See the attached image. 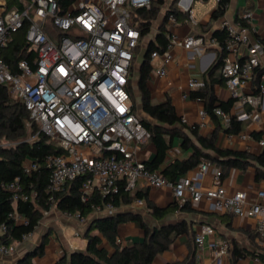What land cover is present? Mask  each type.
Segmentation results:
<instances>
[{
	"label": "built area",
	"instance_id": "obj_1",
	"mask_svg": "<svg viewBox=\"0 0 264 264\" xmlns=\"http://www.w3.org/2000/svg\"><path fill=\"white\" fill-rule=\"evenodd\" d=\"M60 1L32 0L22 11L11 8L0 15V85L23 104L30 121L62 149V153L44 158L43 164L49 170L46 188L49 201L65 184L85 177L79 189L82 202H87L94 192L103 198H112L122 186L130 193L146 186L170 189L179 206L206 201L213 210L239 218H257L264 214V190L256 193L254 202L246 192L228 193L222 185L223 171L215 164L202 161L198 165V174L210 173L213 182L212 188L203 189L186 176L170 182L161 172L147 170L144 161L137 157L150 136L135 112L128 87L134 54L142 40L132 11L149 9L151 0H73L63 9ZM177 6L196 24L187 0H178ZM253 19V11H244L232 21L223 20L220 25L224 32L222 43L215 39L205 41L202 37H179L170 30L163 52L152 51L149 64L155 75L163 78L167 75L165 64L171 60L172 49L216 48L224 53L220 75L231 98L239 106L264 109V74L259 77L258 95L246 93L255 69L262 67L264 58L261 43L251 36ZM166 21L170 29L176 25L173 14H169ZM25 25V42L34 52V58L32 64L20 60L13 70L4 61L2 52L12 35ZM58 31L70 35L57 41ZM160 60L163 63L158 66ZM203 86L197 79L187 82L188 91ZM178 89L181 98L187 99V91ZM213 114L225 127L229 126V114L220 108H215ZM199 116L203 121L208 113L201 110ZM236 118L257 122L259 113L241 112ZM258 144L264 147V139ZM21 167L25 175H31L39 164L27 158ZM2 186L12 194L13 208L19 198L27 200L19 179ZM35 196L32 191L31 197ZM133 203L137 207L142 201ZM116 212L111 204H105L102 208L93 206L92 214L113 216ZM64 214L81 219L79 215ZM8 218L15 225L27 224L26 218L14 210ZM256 230L264 236L263 219H258ZM6 231L7 226L0 224V256L13 251V247L1 242ZM214 234L211 226H200L194 237L197 250H202L206 236ZM117 242L121 244L119 239ZM212 247L213 257L223 259L227 256L229 242L214 243ZM254 260L264 264L257 258Z\"/></svg>",
	"mask_w": 264,
	"mask_h": 264
},
{
	"label": "trees",
	"instance_id": "obj_2",
	"mask_svg": "<svg viewBox=\"0 0 264 264\" xmlns=\"http://www.w3.org/2000/svg\"><path fill=\"white\" fill-rule=\"evenodd\" d=\"M26 4L32 0H23ZM73 0H61L59 2L61 9L70 4ZM168 0H151L149 9H136L132 11L135 20L138 22L140 35L147 37L151 32L153 23L160 17L163 7L165 10L161 17V23L157 25V31L148 41L145 47V53L137 71L135 89L133 83V65L130 68L129 91L134 100V94H138L141 102V111L149 120L141 118L142 125L149 132V142L155 149L152 160L144 161L147 170L159 171L170 182H174L179 176L193 169L201 161L209 160L220 165L223 170L237 168L244 171L248 166L255 168V180H264V151L260 155L253 156L244 153L230 152L215 148L213 135L202 137L197 133L196 128L188 129L190 135L195 138L197 144L191 141L190 137L184 132L186 130L180 126L181 118L176 114L169 100L161 104L153 105L150 101V94L147 88V81L152 72L149 64V56L152 51L162 53L167 43L166 36L169 30L166 25L167 16L173 14L180 19L183 13L175 7L174 0L169 5ZM206 2L207 0H201ZM230 0H217L216 7L210 15L213 21L221 19ZM9 6H15L18 11L23 9V3L20 0H7ZM26 25L14 33L7 47L3 50L4 61L13 69L20 60H26L32 64L34 52L25 42ZM214 36L222 43L224 33L217 31ZM264 53V40L259 41ZM224 60V53L219 52L213 66L209 69L207 77L209 82L196 90L190 92V98L199 100L204 104L207 113L214 118L213 110L220 108L228 111L232 102H219L215 98L212 90L214 83L222 84L224 81L220 75V68ZM134 64V63H133ZM264 74V68L259 67L254 71V78L258 80L260 75ZM134 105V102H133ZM135 109V107H134ZM241 129V121L236 117H231L230 125L225 129L226 133L238 134ZM178 136L182 140L183 149H191L192 154L188 159L175 160L170 165L161 167L165 162L167 151L171 148L172 139ZM213 152L214 155L206 153ZM62 153V149L48 136L40 131L39 126L30 121L29 114L21 102L15 101L10 96L8 90L0 85V224L7 226V231L3 235L1 242L8 246L11 242H20L24 236L29 235L37 226L43 212L55 207L62 213L69 215H79L81 219L86 218L93 212V206L102 208L105 204H111L118 209L123 206L131 205L135 200H141L145 204L148 215L156 221L163 220L166 215L173 210L185 209L188 203L179 206L177 202L168 208H159L154 205L147 197L148 192L136 191L130 193L122 186L118 194L112 198H103L98 192H94L87 202L80 199L79 189L85 177H80L65 184L62 189L52 195V201H49L50 194L46 190L49 170L44 166V158L47 155H57ZM31 159L39 164L38 170L25 175L22 171V162L25 159ZM15 179H19L22 184V191L27 200L19 198L15 207H12V194L6 191L2 185L8 184ZM35 191L36 196L31 197V192ZM26 218L27 224L14 225L8 215L12 211ZM136 220L139 222L143 231V239L140 242H128L121 245L118 240V226L122 223ZM96 231V234H92ZM184 223L175 225H148L140 215L132 212H116L113 216L96 217L90 222L89 230L86 233L87 246L84 251H75L68 256H64L56 264H153L154 259L168 251L174 239L180 234H188ZM105 242L112 252L107 250L102 242ZM42 248L26 255L17 264H33L31 258L34 255H41ZM194 255L190 256L184 262H169L165 264H192Z\"/></svg>",
	"mask_w": 264,
	"mask_h": 264
},
{
	"label": "crops",
	"instance_id": "obj_3",
	"mask_svg": "<svg viewBox=\"0 0 264 264\" xmlns=\"http://www.w3.org/2000/svg\"><path fill=\"white\" fill-rule=\"evenodd\" d=\"M20 1L23 3L22 10L26 9L30 4H26L23 0ZM177 1L178 0H174L175 7L180 10L183 15L180 19L175 17L176 25L173 29L169 28L167 21L166 25L169 31H173L174 34L179 37H202L205 41L215 39L220 42L217 37L214 36V33L217 31L223 32L220 26L223 20L232 21L241 12L253 11L254 31L251 34L252 39L257 41L264 40V2L262 0H230L224 16L219 20L213 21L210 19V15L216 7V0H214V7H212L199 22L193 18L196 24H192L188 14L176 5ZM192 3L193 0H187V4H189L193 16ZM11 8H15V6H9L7 0H0V15ZM159 23H161V20ZM153 26L151 27L152 34L150 32L147 36L148 39L146 44L157 31V26L154 28ZM218 53L219 51L216 48H208L203 51H185L177 47L172 49L170 52L171 60L165 64L167 75L163 78L158 77L155 75L154 69H152L150 73V77L147 81L150 101L153 105H156L169 100L176 114L181 118L179 125L186 128L184 132L195 144H197V142L195 138L190 135L188 130L194 127L197 133L202 137L206 138L213 135L214 146L219 150H227L253 156L260 155L264 151V147L258 144L259 140L264 139L263 108L255 109L248 105L239 106L235 103V100L231 98L224 82L222 84L214 83L212 90L215 98L223 103H227L228 101L232 102L227 112L221 109L224 113L229 114L230 117H236V115L241 112L257 111L259 113V120L257 122H252L250 120L241 121L240 132L238 134H229L225 132L227 127H225L222 121L214 114V118H211V115L208 114L202 121L199 112L201 110L206 111L204 104L199 100L190 98L191 91L187 90L188 80L197 79L202 81L204 85L209 82L207 73L213 66ZM162 63L163 62L160 60L157 62V65L160 66ZM262 68H264V58L262 59ZM259 82L260 78L258 80L253 78L252 83L247 85L246 93L258 95ZM178 87L187 91V99L181 98V92ZM135 112L140 118L143 117L148 119L143 115L142 111L140 112L135 109ZM241 135H245L246 138L241 139ZM206 153L214 155L213 152L209 150L206 151ZM140 154L142 156V158L140 157L142 161H150L154 157L155 149L149 140L141 146ZM191 154V149H183L181 138L174 136L171 148L167 151L165 162L160 170L170 165L175 160L188 159ZM204 161L215 164L222 169V185L226 188L228 193L237 191L246 192L250 201L254 202L256 193L259 190H264V180H255L254 166H248L244 171L237 168L223 170L220 165L214 162L209 160ZM199 164L182 176L188 177L203 189L212 188L213 182L210 173L203 176L198 174ZM139 190H146L148 192L147 198L159 208H168L174 203L172 191L168 188L152 189L142 186ZM117 212H132L138 214L151 227L168 224L175 225L177 223L185 224L189 233L178 235L171 244L170 249L158 255L154 259L153 264H165L169 262L181 263L192 255H194L192 264H259L254 260L255 258L259 259L261 263H264V236L258 234L256 230L257 221L258 219L264 220V214L257 218H239L224 214L221 211L213 210L206 201L188 204L185 209L173 210L161 221L151 219L143 202L141 206L137 207L134 206V203L129 206H123L118 208ZM106 216V214L99 216L90 214L84 219H79L76 217H69L55 207H51L48 211L43 212L33 232L20 242L13 241L8 245L13 247V251L9 255L0 256V262L2 264H17L26 255L42 248L41 255H34L31 258V262L33 264H56L57 261L64 256H68L72 252L84 251L87 246L86 233L90 226V222L96 217ZM202 225L211 226L215 230V234L206 236L204 238L202 250L198 251L194 242V237ZM117 233L121 245H125L128 242H140L143 239V231L139 222L136 220L120 224ZM92 234H96V231H93ZM222 241L229 242V250L225 258L217 260L213 257L214 250L212 245ZM102 245L112 252V249L104 241Z\"/></svg>",
	"mask_w": 264,
	"mask_h": 264
},
{
	"label": "rangeland",
	"instance_id": "obj_4",
	"mask_svg": "<svg viewBox=\"0 0 264 264\" xmlns=\"http://www.w3.org/2000/svg\"><path fill=\"white\" fill-rule=\"evenodd\" d=\"M171 0H168L166 2L167 5H169ZM177 5V4H176ZM214 0H208L206 2H201V1H198V0H193V3H192V10H193V18L199 22L203 16L208 13V11H210V9H212V7H214ZM165 10V7H163L162 11H161V15H163V12ZM30 15L32 16V12L30 13ZM133 20H135V17L133 16L132 17ZM161 20V16L153 23V28L155 26H157L159 24ZM136 21V20H135ZM152 31V30H151ZM152 34V32H151ZM70 34L69 33H66L64 31H58L56 33V38H57V41H59V39L63 36H69ZM147 39L148 37H145L141 40V45L139 46V48L136 50L135 52V61H134V64H133V87L135 89V81H136V77H137V71H138V68L140 66V63L142 61V58H143V54L145 52V44L147 42ZM14 99V97H12ZM133 102H134V107L137 111H140L141 112V102H140V98L138 96V94H134V97H133ZM143 118V117H142ZM146 120H149V119H146ZM137 157L140 159V157L142 158L140 152L137 153Z\"/></svg>",
	"mask_w": 264,
	"mask_h": 264
},
{
	"label": "water",
	"instance_id": "obj_5",
	"mask_svg": "<svg viewBox=\"0 0 264 264\" xmlns=\"http://www.w3.org/2000/svg\"><path fill=\"white\" fill-rule=\"evenodd\" d=\"M145 53V52H144ZM143 56H144V54H143ZM89 230V227H88V229H87V231Z\"/></svg>",
	"mask_w": 264,
	"mask_h": 264
}]
</instances>
